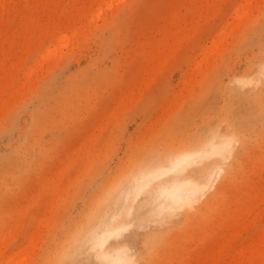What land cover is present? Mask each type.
Segmentation results:
<instances>
[{
  "label": "rangeland",
  "instance_id": "374dc122",
  "mask_svg": "<svg viewBox=\"0 0 264 264\" xmlns=\"http://www.w3.org/2000/svg\"><path fill=\"white\" fill-rule=\"evenodd\" d=\"M263 68L264 0H0V264H97L75 236L98 203L212 131L236 137L233 176L172 221L131 201L120 244L264 264Z\"/></svg>",
  "mask_w": 264,
  "mask_h": 264
},
{
  "label": "bare ground",
  "instance_id": "6f19581e",
  "mask_svg": "<svg viewBox=\"0 0 264 264\" xmlns=\"http://www.w3.org/2000/svg\"><path fill=\"white\" fill-rule=\"evenodd\" d=\"M263 98L264 91H259V101ZM235 140L234 134L212 131L195 148L184 146L171 150L166 156L153 157L129 180L127 187L113 191L107 198L115 204V210L108 213L106 199L98 203L95 223L82 227L75 238L88 243L97 264H137L135 255L127 245L120 244L124 232L131 226L127 220L131 217V209H134L131 208L133 203L139 205L144 194H154L155 198L151 195L152 202L147 209L154 213V220L161 217L158 219L161 222L166 218L172 221L177 211L200 210L204 206L200 200L206 192L212 189L214 195L219 192L220 188L214 183L216 178L220 179L226 172L228 177L233 176L234 169L229 166L226 171L221 163L233 158ZM75 246L81 247L79 242Z\"/></svg>",
  "mask_w": 264,
  "mask_h": 264
}]
</instances>
